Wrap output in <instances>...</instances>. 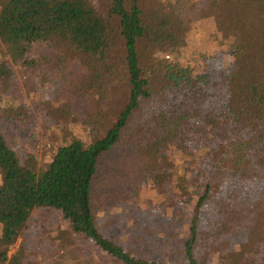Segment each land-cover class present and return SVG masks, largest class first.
<instances>
[{"label":"trees","instance_id":"16d2710c","mask_svg":"<svg viewBox=\"0 0 264 264\" xmlns=\"http://www.w3.org/2000/svg\"><path fill=\"white\" fill-rule=\"evenodd\" d=\"M173 4L0 0L8 57L0 58V93L13 97L17 66L49 88L50 125L88 128L40 166L5 127L14 111L0 110V264L52 257L47 236L41 245L26 237L37 211L60 214L70 241L96 250V264H166L167 256L205 264L208 252L264 264V0H207L188 16ZM205 19L215 33L203 31ZM116 148L137 177L119 194L99 192L101 160ZM145 189L162 198L152 205L165 240L157 255L133 254L105 235L98 216L115 215ZM179 205L190 211L186 237L166 215Z\"/></svg>","mask_w":264,"mask_h":264},{"label":"rangeland","instance_id":"374dc122","mask_svg":"<svg viewBox=\"0 0 264 264\" xmlns=\"http://www.w3.org/2000/svg\"><path fill=\"white\" fill-rule=\"evenodd\" d=\"M168 2L174 3L173 7L176 8L177 12L182 11V14L184 12L188 16L192 7L203 9L207 0H165V3ZM202 22L204 23L203 31L209 33L216 32L213 20L205 19ZM227 47V44L226 46L221 45L216 51H226ZM208 50L214 53L211 46ZM5 52V46L0 44V58L2 57L3 60L8 59L4 54ZM45 54L48 53L45 52ZM14 70V81L9 85L10 89H12L10 92L13 93V97L7 99L3 97V93H0V110L3 112L9 110V114L11 110L14 111L12 116L16 117V119L6 124L5 127L8 128L9 133L14 135V144L23 152H20L22 155L25 153L33 154L38 165L41 166L50 161L56 147L68 141L67 137L73 135L78 139L87 138L88 128L80 124L72 125L69 123L67 129H61V127L62 124L66 125L68 122H63L59 126L50 125L49 118L53 111H51L48 103L49 88L33 77H26L19 67L14 66ZM14 88H16L15 91H13ZM52 120L57 122L55 115ZM120 153L119 148H116L102 158L99 166V175L95 182V188L99 192L110 191L114 195L119 194L128 189L130 183L137 177L134 178L136 173L134 160L126 158ZM167 182H170V179ZM162 194L167 207L171 199L169 197V190L167 189ZM161 199L156 191L145 189L140 193L139 197H132L123 209L113 210L115 215L107 212L99 213L98 216L105 235L130 244L133 248V254L137 255L140 250L146 256L147 254L157 255L158 250L156 247H164L165 240L158 234L162 228L160 219H158L155 208L152 205L160 203ZM151 202L152 204H150ZM106 205L108 206L109 203ZM188 212L190 211L184 205H179L174 211H170L169 209L168 214L165 211L167 217L177 225L176 230H179L181 237H186L188 234ZM165 222H168V220H165ZM67 230V225L62 216L56 212L46 214L37 211L33 214L26 231V237L28 239H37L36 241L38 242L34 244L41 245L42 243L40 242L47 236V240L53 248L52 257L48 259L44 258L43 262L41 260L42 264H60V261L57 262V260L61 256L64 257L63 264H72L73 258L77 254H80L78 259L80 264H89L88 261L95 262V264L99 262L96 250L88 247L82 241L73 244L67 235ZM145 234H148L150 237L153 236L156 240L155 243L146 242L142 245L139 244L138 240H135L138 236H145ZM145 239L148 240L149 237ZM18 245L11 248L10 254L17 251ZM88 252H91V254L89 255ZM161 257L163 258V256ZM164 261L166 264H179L171 256L165 257ZM205 264H241V262L239 257L225 258L219 257L217 252H208Z\"/></svg>","mask_w":264,"mask_h":264}]
</instances>
